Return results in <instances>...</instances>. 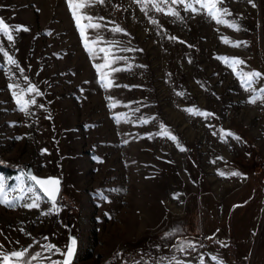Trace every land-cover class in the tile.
Returning a JSON list of instances; mask_svg holds the SVG:
<instances>
[{"label": "rangeland", "instance_id": "374dc122", "mask_svg": "<svg viewBox=\"0 0 264 264\" xmlns=\"http://www.w3.org/2000/svg\"><path fill=\"white\" fill-rule=\"evenodd\" d=\"M86 2L80 14L100 25L85 28L95 54L67 0H0V19L21 29L13 41L0 33V48L19 66L0 52V159L16 170L0 169V177L9 199L20 194L11 191L19 181L33 183L23 162L62 178L55 209L38 188L39 208L23 207L27 197L14 207L0 204V257L26 250L30 264L60 261L45 246L63 252L70 212L78 229L74 264H153L173 256L185 264H217L212 257L264 264V99L249 102L264 76L255 92L245 91L219 59L239 58L243 71L264 74V0H224L231 12L225 19L238 31L171 0L161 7L178 17L151 3L141 10L136 0ZM100 48L111 49L109 60L119 58L102 69L110 88L95 67L105 63ZM30 85L40 95L27 93ZM21 89L36 101L27 114L13 96ZM207 237L231 241L237 263L228 246L197 245ZM189 242L197 245L191 253L177 250Z\"/></svg>", "mask_w": 264, "mask_h": 264}, {"label": "snow or ice", "instance_id": "6c2138e0", "mask_svg": "<svg viewBox=\"0 0 264 264\" xmlns=\"http://www.w3.org/2000/svg\"><path fill=\"white\" fill-rule=\"evenodd\" d=\"M68 6L70 10L72 11L73 18L76 21L77 27L80 30V35L85 40V48L89 51L90 54H95L93 46H91L88 42V39L85 35V28H92L97 29L100 27L99 24L92 23V17L81 15V9L90 6L86 0H67ZM96 2L103 3L104 0H96ZM137 3L142 5V9L144 10L149 3H151L152 7L157 12H165V9L161 7V4H166L168 0H136ZM251 2V0H249ZM224 3V0H171V4H182L184 5V8L186 11H192L194 13L205 11L206 14L213 20L216 21L218 24H224L227 27L233 28L234 30H239V26L235 23H230L228 20L225 19L226 16H230L231 12L226 8L222 7ZM197 5L199 7H197ZM255 7V4H253ZM167 15H171L174 17L179 16V12L176 11L174 8L169 7L167 11L165 12ZM88 20L89 23L85 26L81 24V20ZM152 23H157V21L153 20ZM21 29H12L10 30V27L8 24L4 22V20L0 19V33H2L4 36L7 37L9 41H13V31H19ZM22 30L27 31V28H22ZM114 32H122L123 29L119 26H116L113 29ZM173 39H175L173 37ZM93 45L98 43V41H93ZM224 43H231L227 38H224ZM234 47H239V43L232 44ZM127 50V49H124ZM100 52L105 53V63L102 65H95L97 71L101 74V81L103 83V86L105 88H110L113 86V82L111 79H107V77L110 75V73H105L102 71V69L109 68L111 64L115 63L117 59L114 58L112 60H109V55L111 53V49L108 48H100ZM0 52L3 53L4 57L7 58V62L10 65H16L17 67V61L13 59L12 56H10L6 51L3 50V48H0ZM228 67H230L233 71V73L236 74L237 78L240 80V83L242 87H244L245 91L255 92L256 89L252 87V85L255 83V81L264 74L257 72V71H243L239 66L244 64V61L239 58H228V57H219ZM21 72H23V69H20ZM112 71H120V69L113 68ZM26 79V78H25ZM8 87L10 89L18 88V85L15 84H9ZM27 93H35L36 95H40L38 89L35 85H30L26 89ZM25 90L21 89L19 92L13 91V96L15 98L16 104L19 106V110L24 113H28V109L30 105H34L36 101L34 99H25L24 95ZM257 99H264V88H261L259 90V94L256 96H253V98L249 101L250 103H256ZM115 106V105H113ZM186 111H188L191 114L194 115H200L204 117H208L212 115L211 113L202 112L198 109L189 108ZM117 121L121 119V117H116ZM147 120H144L143 123H147ZM162 135L169 137L172 140H176L175 136H172L166 128H162ZM226 135L232 136L234 135L231 132H227ZM236 139H239V137H235ZM183 150V149H181ZM219 175L224 176V172H220ZM232 176H239L241 175L239 172H232ZM28 180L32 181V185L25 186L23 181H19L17 186L14 188H11L12 192H19V195L13 196L11 199L8 198V190L9 186L6 184L4 177H0V204H3L7 207H14L16 202L23 201L27 198L31 199V203H24L23 207L26 208H39L40 207V195L37 192V187L39 189V192H42L44 196L48 198V200L51 202L53 209L56 208V202L57 197L60 192V181L57 178H38L35 175H29ZM28 194H31L28 196ZM102 196V193L100 194ZM47 214V213H45ZM46 239V238H45ZM2 247V246H0ZM46 251L52 252L55 250L56 252H59L60 255L64 256L65 259L63 261H53L52 264H72L73 257L76 250V240L73 238L71 240L70 246H68L65 251L61 252L60 249L56 248L54 244H48L45 246ZM188 249L195 250V244L194 243H186L180 245L177 250L180 252H187ZM26 258V250H20V251H13L10 254H3L0 259H2L3 264H30V262H27L25 260ZM32 260H36L37 256L34 255L31 258ZM213 260L217 261V264H222L221 261L217 259V257H212ZM165 260H167V264H185L184 261H181L177 259L175 256L171 258H161L159 262H153V264H164ZM133 264H142L141 261H133ZM199 264H205V261L203 258L200 259Z\"/></svg>", "mask_w": 264, "mask_h": 264}, {"label": "water", "instance_id": "95a60500", "mask_svg": "<svg viewBox=\"0 0 264 264\" xmlns=\"http://www.w3.org/2000/svg\"><path fill=\"white\" fill-rule=\"evenodd\" d=\"M21 170H22V172L24 173V175L27 178H28L29 175H35L38 178H48V177L57 178L60 181V190H61V183H62L61 176L55 175V174L41 175V174H39V173H37V172L34 171V169H33V167H32V165H31L30 162H23L21 164ZM59 194H60V192H59ZM59 194H58V197H59ZM58 197H57V200H58ZM66 226H67V241H66V243L64 245L63 251H65V249L68 246H70L71 240L73 238L76 240V250H77V245H78V229H77V223L74 220V218H73V216H72V214L70 212H67V215H66ZM76 250H75V254H76ZM75 254H74V257H73L72 264H74ZM64 259H65V257L62 256L61 259H60V261H63Z\"/></svg>", "mask_w": 264, "mask_h": 264}, {"label": "trees", "instance_id": "16d2710c", "mask_svg": "<svg viewBox=\"0 0 264 264\" xmlns=\"http://www.w3.org/2000/svg\"><path fill=\"white\" fill-rule=\"evenodd\" d=\"M14 166L15 165H13V164L4 163L0 159V169L2 171L7 172L8 174H13L16 171ZM197 245H201L203 247L211 245V246L216 247V248H221V247H224V246H228L229 249H230V257L234 260V253H232L234 247H233V243L231 241H229V240L220 241L216 237H207V238L201 240L199 243H197ZM197 245H195V247ZM192 251H193L192 249H188L187 252H182V253H191ZM234 262L237 263L236 260H234Z\"/></svg>", "mask_w": 264, "mask_h": 264}]
</instances>
